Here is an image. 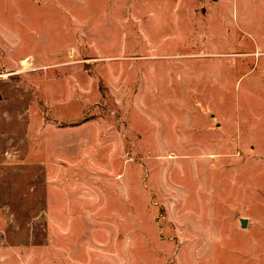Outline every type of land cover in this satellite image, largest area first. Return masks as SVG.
I'll return each mask as SVG.
<instances>
[{
  "label": "rangeland",
  "instance_id": "1",
  "mask_svg": "<svg viewBox=\"0 0 264 264\" xmlns=\"http://www.w3.org/2000/svg\"><path fill=\"white\" fill-rule=\"evenodd\" d=\"M0 264H264V0H0Z\"/></svg>",
  "mask_w": 264,
  "mask_h": 264
},
{
  "label": "water",
  "instance_id": "2",
  "mask_svg": "<svg viewBox=\"0 0 264 264\" xmlns=\"http://www.w3.org/2000/svg\"><path fill=\"white\" fill-rule=\"evenodd\" d=\"M242 225L245 226L246 225V219L242 220Z\"/></svg>",
  "mask_w": 264,
  "mask_h": 264
}]
</instances>
